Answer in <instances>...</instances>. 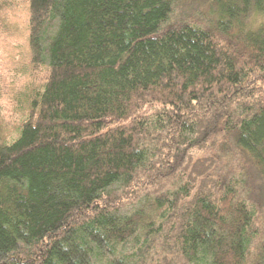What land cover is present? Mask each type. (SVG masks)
Returning a JSON list of instances; mask_svg holds the SVG:
<instances>
[{"label":"trees","instance_id":"1","mask_svg":"<svg viewBox=\"0 0 264 264\" xmlns=\"http://www.w3.org/2000/svg\"><path fill=\"white\" fill-rule=\"evenodd\" d=\"M0 47V264H264V0H0Z\"/></svg>","mask_w":264,"mask_h":264},{"label":"rangeland","instance_id":"2","mask_svg":"<svg viewBox=\"0 0 264 264\" xmlns=\"http://www.w3.org/2000/svg\"><path fill=\"white\" fill-rule=\"evenodd\" d=\"M17 20H18V23H22L21 18L18 17ZM18 39H19V42H17L16 46L14 47V63L20 64L22 73H25V66L29 58V49L27 47V36L20 34V37H18ZM1 55H3L2 47H0V56ZM14 63H12L10 60V63L8 65L6 64L7 69H5V71L0 68V84L7 77H14ZM14 85H16V83H14ZM25 92H26V89H25ZM26 95L27 94L24 93L22 100H23V103L24 101H26L27 108H28V101L26 99ZM2 106H3V98L0 97V112H1V108H3ZM15 106L16 105L14 104V107ZM25 109H26L25 105L22 104L21 108L18 109L19 116L21 114L23 115L24 113H26ZM18 118L19 117H17L14 120V122L9 126L8 125L1 126L0 128L1 139H3L6 142H10L13 138L17 137V135L19 134V121H20Z\"/></svg>","mask_w":264,"mask_h":264}]
</instances>
